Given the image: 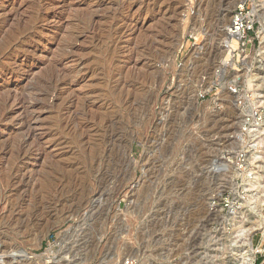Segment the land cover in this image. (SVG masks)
Returning a JSON list of instances; mask_svg holds the SVG:
<instances>
[{"label":"rangeland","instance_id":"obj_1","mask_svg":"<svg viewBox=\"0 0 264 264\" xmlns=\"http://www.w3.org/2000/svg\"><path fill=\"white\" fill-rule=\"evenodd\" d=\"M0 46V264L262 262L264 0H0Z\"/></svg>","mask_w":264,"mask_h":264},{"label":"bare ground","instance_id":"obj_2","mask_svg":"<svg viewBox=\"0 0 264 264\" xmlns=\"http://www.w3.org/2000/svg\"><path fill=\"white\" fill-rule=\"evenodd\" d=\"M99 3V2H98ZM101 3V2H100ZM134 4V3H133ZM241 4H243V1H239L238 3H235L234 4V7L232 8L233 10L237 7V6H239V5H241ZM97 5H99V4H97ZM104 5V4H103ZM131 5V4H130ZM129 5V6H130ZM98 8V7H97ZM117 8V7H116ZM119 8V7H118ZM129 8V7H128ZM131 8V7H130ZM122 10V9H121ZM130 10V9H129ZM118 11V10H117ZM121 12V11H120ZM122 13V12H121ZM118 16V15H117ZM120 17V16H119ZM38 20V19H37ZM231 20H232V15H231V18H230V21H229V23L231 22ZM135 21V20H134ZM133 21V22H134ZM34 22V21H33ZM229 23H228V25L226 26V28L224 29V41H223V45H222V47L223 48H226V49H229L230 48V46L232 45V47H235V44H236V42H235V40L233 39V38H230L228 35H227V29H228V26H229ZM133 24V23H132ZM135 25V24H134ZM133 25V26H134ZM217 25L220 27V26H223V25H225V21H223L222 19H218V21H217ZM27 26V25H26ZM35 27V26H34ZM77 27V26H76ZM134 28H135V26H134ZM133 29V28H132ZM29 30V29H28ZM196 30V29H195ZM23 31V30H22ZM132 31V30H131ZM134 31H135V29H134ZM14 32V31H13ZM12 32V33H13ZM11 34V33H10ZM10 34H9V36H10ZM22 34V33H21ZM12 35V34H11ZM15 35V34H14ZM74 35V34H73ZM17 36V35H16ZM5 37V36H4ZM11 38H12V36H10ZM6 38V37H5ZM7 39H9L8 38V36H7ZM13 39V38H12ZM29 40V39H28ZM9 41H10V39H9ZM9 41H7V42H9ZM16 41V40H15ZM17 41H18V39H17ZM31 41V40H30ZM4 42V41H3ZM20 42V41H19ZM38 42V41H37ZM69 42V41H68ZM16 43V42H15ZM14 43V44H15ZM6 44V43H5ZM8 45H9V43H8ZM12 45V44H11ZM230 45V46H229ZM20 46V45H19ZM1 47V46H0ZM8 47V46H7ZM65 47V46H64ZM72 47V46H71ZM77 48V47H76ZM6 49V48H5ZM4 49V50H5ZM12 49V48H11ZM198 50H200L201 49V47H198L197 48ZM13 50V49H12ZM68 50V49H67ZM224 50V49H223ZM1 51V50H0ZM7 51V50H6ZM9 51V50H8ZM14 51V50H13ZM233 51V50H232ZM70 52V51H69ZM1 54V53H0ZM4 54V53H3ZM7 54V53H6ZM11 56V55H10ZM3 58V57H2ZM13 58V57H12ZM6 59V58H5ZM88 60V59H87ZM86 60V61H87ZM231 61H232V59H231V55L229 54V55H227L226 56V58H225V60L223 61V63H224V65H229L230 63H231ZM80 64H82V63H80ZM71 71V70H70ZM55 74V73H54ZM68 74V73H67ZM72 74V73H71ZM16 75L17 76H19L20 75V73L18 74V73H16ZM66 75V74H65ZM17 76H16V78H17ZM65 77V76H64ZM47 78V77H46ZM50 78H52V76L50 77ZM69 78V77H68ZM41 79V78H40ZM43 80H45V79H42V81ZM50 80V79H49ZM48 80V81H49ZM53 81H55L54 79H53ZM38 82H40V81H38ZM44 82V81H43ZM41 83V82H40ZM33 84V83H32ZM208 84V83H207ZM32 86H34V85H32ZM62 86V85H61ZM64 86V85H63ZM28 87V86H27ZM36 87V86H35ZM24 88V87H23ZM54 88V87H53ZM26 89V88H25ZM25 89H24V91H25ZM29 89V88H28ZM27 89V90H28ZM117 89H118V87H117ZM9 90V89H8ZM8 90H6V91H8ZM23 90V89H22ZM60 90V89H59ZM207 90H210V87H208L207 88ZM25 92H27V91H25ZM58 92V91H57ZM21 93V92H20ZM23 93V92H22ZM28 93V92H27ZM30 93V92H29ZM28 93V94H29ZM32 93V92H31ZM36 93V92H35ZM87 93V92H86ZM89 93V92H88ZM8 94H9V92H8ZM22 95V94H21ZM20 95V97L22 98V96ZM27 95V94H26ZM93 96V95H92ZM11 97V96H10ZM10 97H6V99H5V101L7 102V101H10ZM15 97V96H14ZM19 96L18 97H15L13 100H14V102H16V107L17 106H22V102H21V98H20ZM51 97V96H50ZM54 97V96H53ZM10 98V99H9ZM48 98V97H47ZM4 99V98H3ZM37 99V98H36ZM24 100H25V98H24ZM27 100V99H26ZM53 100V99H52ZM29 101H31V100H29ZM85 101V100H84ZM83 101V102H84ZM13 102V104H15ZM41 102V101H40ZM82 102V101H81ZM10 103V102H9ZM31 103H33V102H31ZM37 104V103H36ZM71 104V103H70ZM75 104V103H74ZM82 104V103H81ZM67 105V104H66ZM73 105V104H72ZM13 106V105H12ZM33 106V105H32ZM35 106V105H34ZM61 106V105H60ZM67 106H69V105H67ZM74 106V105H73ZM73 106H71V107H73ZM101 106V105H100ZM103 106V105H102ZM20 107H18V108H20ZM23 107V106H22ZM24 107H25V105H24ZM8 108V107H7ZM36 108V107H35ZM85 108H87V107H85ZM70 109V108H69ZM63 110V109H62ZM87 110V109H86ZM1 111V110H0ZM21 111V110H20ZM23 111V110H22ZM24 111H25V109H24ZM24 111H23V114H24ZM30 111V110H29ZM33 111V110H32ZM64 111V110H63ZM2 112V111H1ZM71 112H73V111H71ZM88 112V111H87ZM61 113H62V111H61ZM64 113V112H63ZM62 113V114H63ZM86 113V112H85ZM22 114V115H23ZM88 114V113H87ZM99 114V113H98ZM104 114V113H103ZM28 115V114H27ZM72 115V114H71ZM97 115V114H96ZM100 115V114H99ZM98 115V116H99ZM31 116V115H30ZM37 116V115H36ZM79 116V115H78ZM81 116V115H80ZM88 116V115H87ZM91 116V115H90ZM95 116V115H94ZM14 117V116H13ZM34 117H35V115H34ZM62 117V116H61ZM64 117V116H63ZM72 117V116H71ZM75 117V116H74ZM38 118V117H37ZM66 118V117H65ZM92 118L94 119V117L92 116V117H90L89 119H88V117H87V120L89 121L90 119H91V121H92ZM5 119V118H4ZM18 119H20V118H18ZM28 119V121H29V118H27ZM67 119H68V116H67ZM67 119H66V122H67ZM96 119V118H95ZM99 119H100V117H99ZM113 119V118H112ZM72 121H73V119H71ZM97 120V119H96ZM101 120H102V118H101ZM103 120H104V117H103ZM102 120V121H103ZM27 121V122H28ZM84 121V120H83ZM90 121V122H91ZM13 122V121H12ZM24 122H25V120H24ZM27 122H26V124H27ZM65 121H63V123H64ZM66 122H65V124H66ZM86 122V121H85ZM98 122H100V121H98ZM110 121L108 120V123H109ZM7 123V122H6ZM14 123H17V122H14ZM23 123V122H22ZM75 123V122H74ZM102 123V122H101ZM105 123V122H104ZM20 124V123H19ZM97 124V123H96ZM6 125H8V124H6ZM12 125V124H11ZM28 125H30V124H28ZM70 125V124H69ZM79 125V124H78ZM90 125V124H89ZM10 126V125H9ZM19 126V125H18ZM27 126V125H26ZM80 126V125H79ZM79 126H78V128H79ZM86 125L84 124V127H85ZM106 126V125H105ZM28 127V126H27ZM30 127V126H29ZM32 127H33V125H32ZM36 127V126H35ZM70 127V126H69ZM74 127V126H73ZM86 127H88V126H86ZM92 127V126H91ZM90 127V128H91ZM21 128V127H20ZM34 128V127H33ZM32 128V132H33V129ZM67 128H68V126H67ZM83 128V127H82ZM36 129V128H35ZM63 129V128H62ZM80 129V128H79ZM85 129V128H84ZM101 129V128H100ZM65 130V129H64ZM68 130H69V128H68ZM67 130V131H68ZM83 130V129H82ZM81 130V131H82ZM87 130H89V129H87ZM28 131V130H27ZM66 131V132H67ZM70 131V130H69ZM66 132H64V133H66ZM79 132V131H78ZM86 132V131H85ZM84 132V133H85ZM28 133V132H27ZM36 134V133H35ZM69 135H70V132L68 133ZM74 134V133H73ZM80 134V133H79ZM94 134V133H93ZM27 135H30L29 133L27 134ZM34 135V134H33ZM77 135V134H76ZM87 135V134H86ZM100 135V134H99ZM32 136V135H31ZM43 136V135H42ZM81 136V135H80ZM82 136H83V134H82ZM103 136V135H102ZM72 137H73V135H72ZM71 137V138H72ZM36 138V137H35ZM29 139H30V136H29ZM31 139H33L32 137H31ZM39 139V138H38ZM77 139V138H76ZM22 141V140H21ZM88 141V140H87ZM87 143V142H86ZM101 143V142H100ZM34 144V143H33ZM32 144V145H33ZM84 144V143H83ZM37 145L39 146L40 144H38L37 143ZM85 145V144H84ZM28 146V145H27ZM16 148H18L17 146H15ZM33 147V146H32ZM29 148V147H28ZM21 149V148H20ZM27 149V148H26ZM26 149H25V151H26ZM49 150V149H48ZM85 150V149H84ZM35 151V152H34ZM33 152H31L30 153V155H31V157H32V160L34 159L35 161L36 160H40V161H42L41 160V158L43 159V163L45 162V163H47L46 161H48L49 160V151H47V149L46 148H44V146H40V147H37V149H35ZM5 152H7V151H5ZM17 152H19V151H17ZM4 153V152H3ZM12 154L14 153L13 151L11 152ZM10 153V155H12ZM22 153V152H21ZM54 153V152H53ZM17 155V154H16ZM16 155H15V157H16ZM21 155V154H20ZM66 155V154H65ZM9 156V155H8ZM7 156V157H8ZM2 157V156H1ZM10 157V156H9ZM22 157V156H21ZM23 157H24V155H23ZM30 157V156H29ZM53 157V156H52ZM11 158V157H10ZM31 159V158H30ZM0 160H2V159H0ZM19 160H20V158H19ZM51 160H52V158H51ZM50 160V163L54 160H52L51 161ZM56 160V159H55ZM6 162H7V160H5ZM9 161V160H8ZM14 161V160H13ZM21 162H22V160H21ZM24 162V161H23ZM38 162V161H37ZM57 162V161H56ZM58 162H59V159H58ZM2 163V162H1ZM11 163V162H10ZM26 163V162H25ZM54 163H55V161H54ZM5 164V163H4ZM9 164V163H8ZM8 164H7V167H8ZM41 164V163H40ZM58 164V163H57ZM219 164V163H218ZM11 165V164H10ZM27 165V164H26ZM44 165H46V164H44ZM48 165V164H47ZM46 165V166H47ZM4 166V165H3ZM50 166V165H49ZM212 166V168H211V170H212V172H216V171H218V170H220L219 169V166L217 167V165H211ZM1 167V166H0ZM15 167V166H14ZM19 167V166H18ZM28 167V166H27ZM36 167H37V165H36ZM35 168V167H34ZM40 168H41V166H40ZM76 168V167H75ZM2 169V168H1ZM23 169V168H22ZM44 169H45V166H44ZM30 170V169H29ZM32 170V169H31ZM42 169H40V171H41ZM210 170V169H209ZM210 170V171H211ZM26 171V170H25ZM34 171H35V169H33L32 170V172L34 173ZM36 171H37V168H36ZM35 171V172H36ZM44 171V170H43ZM79 172H81V171H79ZM36 173H38L39 174V172H36ZM22 174V173H21ZM18 175V174H17ZM38 176V175H37ZM23 177V176H22ZM26 177V176H25ZM258 177L259 176H257L256 174L254 175V177L253 178H251L250 179V181H249V186L250 187H254L256 184H257V180H258ZM37 178H39V177H37ZM34 179H36V178H34ZM30 180H31V178H30ZM37 180V179H36ZM31 182V181H30ZM42 183V182H41ZM31 185H32V183H31ZM32 187V186H31ZM208 206H210V207H213L214 205H212L211 203H208ZM10 216V215H9ZM259 231H261L262 233L264 232V227H263V224L262 223H260V228H259ZM264 234V233H263ZM250 239V238H249ZM249 245V244H248ZM254 250H253V248H251V245H250V247H249V259L247 260V263L248 264H253V261H254V258H255V256H254V252H253ZM65 258H66V256H65ZM66 261V263L65 264H86V262L89 260H87V258H81V257H79V258H73V260L72 259H70V258H67V259H65ZM56 262V261H55ZM255 262V261H254ZM54 264H60L59 262H56V263H54ZM117 264V263H116ZM119 264H123V262L121 261Z\"/></svg>","mask_w":264,"mask_h":264},{"label":"built area","instance_id":"obj_3","mask_svg":"<svg viewBox=\"0 0 264 264\" xmlns=\"http://www.w3.org/2000/svg\"><path fill=\"white\" fill-rule=\"evenodd\" d=\"M249 17H250V15L247 12L246 4L237 6L235 8L233 14H232V20L229 23V26L227 29V35L230 38H233L235 40V42H236L235 47L238 45H241V47H244V45L246 46V44H247L246 32L249 30V27H248ZM235 47H232V45H231L230 49H233ZM254 131H256V130L249 129V131H248L250 141H251V137L255 136L252 134V132H254ZM251 156H252V154H251ZM253 174H255V172L254 171L252 172V170H251V172L249 174V179H251V176ZM123 264H136V263L134 261H132L131 259H127V260L123 261ZM260 264H264V259L262 260V262Z\"/></svg>","mask_w":264,"mask_h":264}]
</instances>
